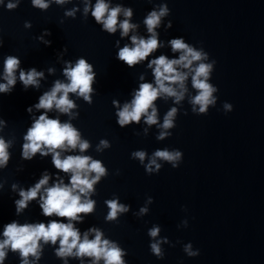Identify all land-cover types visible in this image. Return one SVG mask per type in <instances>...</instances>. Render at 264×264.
Wrapping results in <instances>:
<instances>
[{"label": "water", "instance_id": "water-1", "mask_svg": "<svg viewBox=\"0 0 264 264\" xmlns=\"http://www.w3.org/2000/svg\"><path fill=\"white\" fill-rule=\"evenodd\" d=\"M8 2L0 5V73L4 57L12 54L21 59V67L35 66L44 76L39 88L30 85L26 92L18 81L10 95L0 94V117L7 121L0 136L11 142L10 162L0 168V231L13 219L21 224L49 219L41 215L36 200L19 215L15 213L14 199L19 198L20 187L33 184L45 170L52 176L51 184L59 171L51 154H37L31 161L21 157L23 134L31 123L26 108L56 80H66L65 61L75 62L83 56L97 73L92 102L69 93L76 105L71 114L55 108L48 112L62 123L70 122L81 139L89 142L83 152L77 147L63 152L62 157L87 155L106 168L91 194L96 201L93 212L75 224L81 235L93 227L100 229L103 238L126 250V264H264V0H110L111 6L134 9L130 19L138 24L135 34L145 37L149 35L146 13L168 4L171 14L162 17V22L171 19L173 27L158 28L164 46L153 55L178 56L167 40L184 36L210 54L206 62L217 61L211 82L219 88L213 94L218 99L207 115L192 111L191 97L199 90L189 76L185 82L188 91L179 103L170 96L157 99V124H147L142 116L139 123L123 128L116 123L113 100H119L122 107L131 100L134 88L153 81L146 61L128 68L115 58L118 47L131 44L129 37L134 33L121 37L119 29L114 34L102 30L91 11L85 14V0H50L46 9L34 6L32 0H19L11 10L6 7ZM95 2L90 0L91 5ZM70 10H75L74 15L66 14ZM124 18L121 14L118 20ZM47 40L52 41L50 46H45ZM50 68L53 71L49 72ZM225 101L233 105V111L224 108ZM172 107L178 109L174 126L159 127ZM41 111L45 110L34 108L33 114L38 116ZM162 131L172 135L160 139ZM101 140H107L109 146ZM177 148L183 152L179 168L157 157L161 168L146 172L145 165L157 149ZM138 150L146 152L143 163L132 156ZM60 176L67 183L70 173L60 172ZM13 183L18 185L15 191ZM117 197L129 210L108 220L106 201ZM141 208L147 211L141 212ZM153 227L160 229L156 237L149 235ZM93 237L94 233H89V238ZM153 241L160 242L163 259L150 250ZM188 242L193 251L200 250L198 257L185 252ZM56 247L58 241L45 244L37 264H63L55 254ZM18 257V253L9 252L6 264H19ZM67 259L68 264H80V259ZM82 259L88 264L92 258ZM99 264H104L102 259Z\"/></svg>", "mask_w": 264, "mask_h": 264}, {"label": "clouds", "instance_id": "clouds-1", "mask_svg": "<svg viewBox=\"0 0 264 264\" xmlns=\"http://www.w3.org/2000/svg\"><path fill=\"white\" fill-rule=\"evenodd\" d=\"M50 0H32L34 6L42 9L49 7ZM63 3L64 0H56ZM19 0L7 3V9L11 10L18 6ZM4 0H0V5ZM75 10H70L66 14L74 15ZM91 11V16L95 22L102 26V30L114 34L120 30V36L125 37L132 34L129 39L131 44L118 47L115 58L132 68L142 61L147 62V67L152 70L153 81H144L134 88L131 93V100L125 101L121 106L119 100H113V105L117 106L116 123L121 127L131 123H139L143 116L144 121L149 124H157L158 98L170 96L174 97V102L179 103L188 91L186 81L191 76L192 86L199 91L191 97L193 113L207 115L209 106H214L218 99L213 94L219 91L218 86L211 82L217 61L208 58L210 54L203 48L186 41L184 36H175L167 40L173 53L178 56L169 58L165 54L153 55L160 47L164 46V41L160 39L158 28L161 26L165 30L173 27L171 19L162 22V17L170 16L171 9L165 2L157 7H152L144 16L147 37L135 34L138 24L130 18L134 9L131 6L117 4L110 5V0H96L91 5L90 0H85L84 12ZM125 18L118 20L120 15ZM30 26V24H28ZM43 39V38H41ZM51 40L44 41L45 46H50ZM119 40L116 41L119 46ZM203 43V42H201ZM0 47H3V40L0 39ZM197 62V63H194ZM4 67L0 73V94L10 95L19 81L24 91L29 90V86L39 88L44 72L35 66L25 69L21 67V59L12 54L4 57ZM53 69H49V72ZM63 74L65 81L56 80L53 86L39 95L37 102L26 108L31 123L23 134L21 145V157L31 161L39 154L41 157L51 154L54 167L59 170L55 175L56 179L49 184L52 176L45 170L39 179L33 184L20 187L17 199H14L15 213L19 215L28 208L31 201L36 200L41 210V215L49 218L44 221L21 224L13 219L3 225L0 231V264H6L9 252L19 254V264H37L43 254L45 244L51 243L59 247L54 249L57 257L63 259V264H68V257L80 259V264H85L83 257H91L88 264H99L101 259L104 264H126L123 257L126 250L122 249L117 242L103 238V232L98 228H90L81 235L80 229L75 226L76 222H82L84 215L90 214L94 210L96 201L91 198L95 191L94 185L106 174V168L99 160L92 159L87 155H66L62 153L70 149L79 148L81 152L89 148V142L81 139L79 131L70 122H61L58 117H49L48 112L53 108L61 113L71 114V110L76 107L74 101L69 98V93H76L82 96L89 103L92 102L91 93L95 90L94 83L97 82V73L94 65L86 57H78L75 62L65 61ZM196 105H199L197 108ZM41 111L38 116L33 114V109ZM224 108L233 111L230 102H224ZM150 109V111H149ZM178 109L172 107L164 117L163 124L158 125L163 129L174 126V117ZM187 113H185L186 115ZM227 114V112L225 113ZM7 121L0 117V128L6 127ZM172 135L171 132H160L159 137ZM101 144L109 146L107 140H101ZM10 141H6L0 136V168L8 166L11 153ZM133 157H138L143 163L146 152L138 150L132 153ZM160 157L172 162L173 168H179L183 152L180 149L169 151L168 149H157L150 160L145 165L147 173L158 171L161 165L156 158ZM152 165H155L153 169ZM60 172L70 173L69 180L65 183ZM95 175H92V173ZM18 185L12 184L15 191ZM38 198V199H37ZM154 199L149 196V200ZM110 211L106 219L113 220L118 213L127 212L129 205L119 203V198L106 201ZM146 208H141V212H146ZM56 217V219H52ZM64 218V219H61ZM188 227L187 221H184ZM160 231L159 227L149 230L151 237H156ZM89 233H94L92 239ZM167 241V237L162 238ZM43 242V243H41ZM150 250L156 254L157 258L163 259L162 249L159 241L150 242ZM185 252L189 256H199L200 250L192 249V243L188 242ZM34 259H29V256Z\"/></svg>", "mask_w": 264, "mask_h": 264}]
</instances>
